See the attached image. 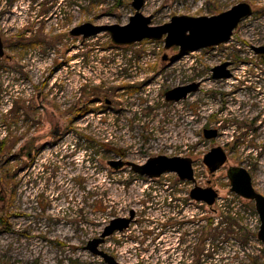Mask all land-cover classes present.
Masks as SVG:
<instances>
[{
  "label": "rangeland",
  "instance_id": "1",
  "mask_svg": "<svg viewBox=\"0 0 264 264\" xmlns=\"http://www.w3.org/2000/svg\"><path fill=\"white\" fill-rule=\"evenodd\" d=\"M239 3H248L253 13L228 43L171 64L163 57L178 48L166 50L163 40L116 48L108 33H100L82 43L49 15L47 23L29 30L27 24L41 17L20 14L21 6L29 7L27 0H0L5 45L0 151L7 157L0 153V176L14 175L13 182L0 185V200L6 199L0 208V264H106L85 246L112 219L132 210L136 218L130 227L100 247L121 264H264L254 204L236 198L227 176L230 167L245 168L264 195V127L253 122L260 106L257 91L264 88V60L252 49L264 45V0H145L142 12L159 26L176 15L213 16ZM134 13L132 0H66L72 25H125ZM70 45L76 65L71 84L62 64ZM114 58L131 60L130 80L106 72ZM224 62L232 64L233 76L214 80L212 69ZM192 83L201 84L196 93L167 102L166 91ZM97 88L119 89L121 106L88 114L75 126L78 135L68 134L66 105L80 93L90 104ZM16 99L24 106L14 110ZM48 116L63 133L59 139L52 137ZM205 129L218 130V137L206 139ZM26 143L40 149L30 164L19 155ZM215 147H222L228 160L211 174L204 157ZM159 155L190 158L196 185L215 189L216 203L191 200L195 183L175 173L148 178L108 164L118 159L143 164ZM4 161L9 162L1 167ZM21 167L26 169L19 172ZM222 219L226 224L220 227Z\"/></svg>",
  "mask_w": 264,
  "mask_h": 264
},
{
  "label": "water",
  "instance_id": "2",
  "mask_svg": "<svg viewBox=\"0 0 264 264\" xmlns=\"http://www.w3.org/2000/svg\"><path fill=\"white\" fill-rule=\"evenodd\" d=\"M144 5L145 0H132L135 13L125 25L96 26L86 23L74 28L71 31V36L81 37L85 41L100 33H108L112 43L116 46H130L144 40H163L166 50L178 48V52L172 57L167 55L163 57L164 61L174 64L191 52L228 43L243 19L253 13V9L248 3H239L229 10L213 16L176 15L165 24L153 26L151 24L152 16H145L142 12ZM252 49L257 55L264 56V45L252 47ZM4 56V44L0 36V58ZM231 65L230 62H224L214 67L212 78L214 80L231 78L233 76L230 70ZM200 85V83H192L170 89L165 94L166 99L169 102L184 100L190 94L196 93ZM204 137L209 140L216 139L218 130L205 129ZM227 160V153L222 147L211 149L204 157V163L211 174L222 168ZM108 164L115 170L129 167L133 173L148 178H159L165 173H175L181 181L195 183V187L190 192L191 200L213 206L219 198L218 192L212 187L202 188L196 185L193 161L187 157L159 155L147 159L143 164L121 159L111 160ZM227 175L230 181V191L254 204L255 211L260 219L257 238L264 246V195L255 190L251 174L245 168L230 167ZM135 215V211L132 210L128 217L112 219L98 238H94L87 243L85 250L93 256L102 258L106 264H121L100 247L105 243L106 238L116 232H123L128 229L131 223L134 222Z\"/></svg>",
  "mask_w": 264,
  "mask_h": 264
},
{
  "label": "flooded vegetation",
  "instance_id": "3",
  "mask_svg": "<svg viewBox=\"0 0 264 264\" xmlns=\"http://www.w3.org/2000/svg\"><path fill=\"white\" fill-rule=\"evenodd\" d=\"M27 3L29 5V7L26 9L25 7L21 6L22 11L20 14H22V12H24L26 14V17H28L29 15L33 16V14H36V16L40 15V17H41L40 19L34 18L32 23L27 24L26 29H29V30L34 27V24L37 25L39 23H44V24L47 23L50 17L48 18V17H46V15L54 16L55 18H59V20H60L59 22H61L62 27L59 26V23H57V27H60L61 30L67 31L69 38H72L71 31L74 28L79 27L83 24L91 23V24L96 25V26H102V25H98V24H95V23L90 22V21L89 22L88 21L77 22L76 24L72 25L70 22V17L67 16V14H66V0H41L39 2L37 0H27ZM0 21H1V18H0ZM75 38L81 39L82 43H85L87 41V40L84 41L81 37H75ZM3 44H4V41H3ZM114 47L119 48V47H124V46L114 45ZM4 50H5V47H4ZM72 51H73V48L71 47V45L66 48L65 60L62 63V64H64V69L66 70V74L69 77L68 82L70 84H71L72 76H74L72 69L76 68V65H74V66L72 65L73 64ZM74 58H75V63H77L78 57H74ZM260 58L262 60H264V56H260ZM114 59L115 60L113 61L111 66H108L105 68L106 72L109 70V71L115 73V75H113L114 78L121 75L122 78H125V80H130L131 75H132V69H133L131 60L125 59V61L121 60L119 62L118 58H114ZM60 64L58 63V66ZM200 87H201V85H200ZM101 89H102V87H101ZM101 89L97 88V90L94 89V91H92V94H91L92 101L90 104L83 102V99H81L82 93H80L79 97L75 100V103H72L71 101H69V103L66 105L67 125H65V130L68 131V134L73 135V136H74V134L78 135V133H76L75 126L80 125L81 122L84 120V118L88 114L94 113L97 111H110V109H112V108L116 107L118 109V107L121 106V104H119V101H117V98H118L117 94L119 93V89L114 88L115 90L104 91V92L101 91ZM126 89H128V88H123V90H126ZM99 90L101 91L100 93H99ZM84 91H85V88L83 89V92ZM108 92L110 93V96L112 98L108 97V94H107ZM98 93H99V95L97 96L96 94H98ZM104 93H105V95H103ZM85 95H86V93L84 94V96ZM257 95L259 96L260 106H259V108H257L258 109V113H257L258 116L256 117V119L253 122H254V125H256V126L264 127V88L260 87L257 91ZM40 96H41L40 99H42V95H40ZM165 98H166V95H165ZM167 102L172 103L169 101H167ZM94 106H96V107L100 106V107L95 108ZM48 121H49L50 126H51V134H52L53 139H55L56 137L59 139L60 136L63 135L62 131L60 130V127L58 126L57 123L55 124V122L53 121L52 118H50V116H48ZM83 136L84 135H80V137H82V138H83ZM84 138H87V137H84ZM39 153H40V149L37 148L35 145H33L31 147V146L27 145V143H26L24 145L19 146V155H20V157L26 158L28 164H30L33 161H36L37 160L36 155H38ZM4 156H6L5 151L2 154L1 158H3ZM4 158H7V157H4ZM67 158H69V157H67ZM8 162L9 161H6V162L4 161L3 163H1V167H5L8 164ZM27 167H28V165H27ZM124 168H126V167H124ZM127 168H129V167H127ZM24 169H26V168L21 167L19 172H22ZM8 181L13 182L14 181V175L12 176L7 171L0 176L1 187L5 186L8 183ZM209 187H211V186H209ZM5 202H6L5 197H1V200H0V208L1 209H4V207L6 205ZM135 218H136V215H135ZM134 221H135V219H134Z\"/></svg>",
  "mask_w": 264,
  "mask_h": 264
},
{
  "label": "trees",
  "instance_id": "4",
  "mask_svg": "<svg viewBox=\"0 0 264 264\" xmlns=\"http://www.w3.org/2000/svg\"><path fill=\"white\" fill-rule=\"evenodd\" d=\"M30 43H31V42H30ZM33 45H34V44L31 43V46H33ZM23 105H24V102H23V101H21L20 99H16L14 110H17L18 107H21V106H23ZM2 144H4V142H3ZM0 150H1V149H0ZM0 153L3 154L2 151H0ZM236 198L239 199L240 197H236ZM253 211H254V210H253ZM231 215H232V216H236V213H235V212H230V216H231ZM213 222H214V221H211V220H210V221H209V225H210V226H211V225L213 226V224H214ZM225 224H226V223H225L224 219H222L220 227H221V226H224ZM230 227H231V226H230ZM232 227H233V225H232ZM214 229H215V230H218V229H220V228H217V227H216V228H214ZM214 236H218V234H216V235L214 234ZM214 238H215V237H214ZM200 253L203 254L204 251H200Z\"/></svg>",
  "mask_w": 264,
  "mask_h": 264
},
{
  "label": "built area",
  "instance_id": "5",
  "mask_svg": "<svg viewBox=\"0 0 264 264\" xmlns=\"http://www.w3.org/2000/svg\"><path fill=\"white\" fill-rule=\"evenodd\" d=\"M82 81L86 84L87 83V81H86V78L83 76V78H82Z\"/></svg>",
  "mask_w": 264,
  "mask_h": 264
},
{
  "label": "bare ground",
  "instance_id": "6",
  "mask_svg": "<svg viewBox=\"0 0 264 264\" xmlns=\"http://www.w3.org/2000/svg\"><path fill=\"white\" fill-rule=\"evenodd\" d=\"M22 107V106H21Z\"/></svg>",
  "mask_w": 264,
  "mask_h": 264
}]
</instances>
